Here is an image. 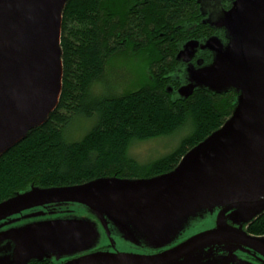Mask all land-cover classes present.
Masks as SVG:
<instances>
[{"label":"trees","instance_id":"trees-1","mask_svg":"<svg viewBox=\"0 0 264 264\" xmlns=\"http://www.w3.org/2000/svg\"><path fill=\"white\" fill-rule=\"evenodd\" d=\"M204 15L199 0H67L62 9L61 96L42 125L0 155V202L32 186L167 173L219 129L236 105L234 90L219 94L196 88L187 97H173L181 43L213 33ZM121 53L142 57L147 66V80L135 89L114 90L106 84L107 64ZM201 56L210 62L208 51ZM77 119L91 126L79 140L70 141L67 131ZM185 132L170 153L147 163L130 154L137 142L178 139ZM246 230L264 236V211Z\"/></svg>","mask_w":264,"mask_h":264},{"label":"rangeland","instance_id":"rangeland-1","mask_svg":"<svg viewBox=\"0 0 264 264\" xmlns=\"http://www.w3.org/2000/svg\"><path fill=\"white\" fill-rule=\"evenodd\" d=\"M45 1L49 2L50 15H53L61 0ZM199 2L207 21L222 33L195 40L196 53L212 49L210 62L205 63L204 58L199 56L195 60L194 57L180 60L179 67L173 74V78L179 83L173 93L174 98L184 96L189 88L225 89L235 83L245 86L255 80L251 74H242L248 70L252 60L242 54L238 38L251 31L253 24L260 22L256 19H261V0ZM2 9L3 6H0V11ZM233 57L235 61H232ZM147 71L142 57L121 53L107 64L106 84H110L114 90H132L147 80ZM57 73V65L52 56L40 67L36 76H32L27 67L20 96L11 102L14 108L11 112V130H19L27 121L35 101L37 103L38 100L43 106L52 100ZM1 84H5V81ZM39 84H42L40 90L35 87ZM169 89L172 92V88ZM260 115V125L264 126V113ZM88 122L77 119L69 127L67 139L79 140L89 130L91 125ZM8 128L0 131V140L8 137ZM262 132L264 129L258 133L260 139L256 141L240 139V142H223L216 150L195 158L180 180L139 197H109L102 202V206L77 202H59L54 205L64 206L65 211L79 207L80 211L72 213L62 211L53 215L49 211L43 213L39 212L43 210L35 209L29 214L27 212L33 210L27 208L9 215L0 221V264H30L32 260L46 257H73L102 242H109L114 251L120 243L125 244L124 255L152 260L157 256H153L151 252L157 248L169 247L170 250L196 235L215 229L217 216L225 206L231 203H252L264 198V187L254 186L253 182L244 178L235 181L232 188L226 186L237 174L235 172H242L243 176L250 177L264 172ZM186 133H181L178 139L174 136L137 142L132 145L130 154L139 162L147 163L170 153L189 132ZM207 143L206 140L202 144ZM233 146H237L236 150ZM235 154L243 158L244 164L236 167L230 165L229 161ZM170 172L151 178H160ZM151 178L115 179L125 184ZM34 207L40 209L45 206ZM81 207L85 214L77 216L76 214H82ZM252 213L237 211V220L232 223L237 229L245 230L246 219ZM229 215L230 213L227 216ZM19 238L28 240L27 247L20 251L17 250L16 242ZM82 247L88 249L84 251ZM237 250L244 252L242 249H234L232 243L224 240L206 241L160 264H255L247 261L242 254L238 255Z\"/></svg>","mask_w":264,"mask_h":264},{"label":"water","instance_id":"water-1","mask_svg":"<svg viewBox=\"0 0 264 264\" xmlns=\"http://www.w3.org/2000/svg\"><path fill=\"white\" fill-rule=\"evenodd\" d=\"M66 1L61 0L59 7L54 9L53 15H50L49 2L46 3L45 0H0V6H3L0 11V131L9 127L8 137L0 140V155L21 141L32 128L42 125L57 107L62 90L61 25L62 9ZM260 7L261 19H256L260 22L253 24L251 31L238 38L242 54L252 60L248 70L242 74H251L255 80L245 86L235 83L225 89L214 90L210 87H198L207 88L219 94L234 89L237 93V102L232 116L219 128L220 130L217 129L213 132L214 134L211 133L187 151L169 174L160 178L135 180V183L125 184L115 179L118 177L106 176L81 185L47 188L32 186L30 189L0 202V221L24 209L43 204L77 202L102 206L104 205L102 202L109 197H128L130 195L139 197L148 191L151 193L180 180L188 165L195 158L216 150L227 140L240 142V139L243 141L260 139L258 133L264 129V126L260 125L262 121L260 113H264V0H261ZM209 51L212 52V49L209 48ZM195 53L196 42L191 40L183 46V50L178 53L177 58L178 60L190 59ZM50 56L55 59L58 69L52 100L43 106L38 100L37 103L35 101L31 108V115L28 113L27 121L22 124L19 130H11L10 124H12L13 118L11 112L14 109L11 102L20 96L26 79L27 67L30 74L36 76L40 67L45 65ZM232 61H235V57ZM2 81H5V84H1ZM35 87L40 90L42 84ZM194 89L196 88H189L182 97H187ZM206 140L208 143L202 144ZM236 148L237 146H233L234 150ZM225 160L227 161L228 158ZM229 163L234 167L244 164L243 158L236 154ZM235 173L237 174L231 178L232 181L226 185L228 188H232L235 181L242 178L253 182L254 186L264 187V172L256 173L251 177L243 176L242 172ZM237 211L253 212L246 219V225L264 211V198L252 203H231L225 206L217 216L215 229L196 235L152 260L141 261L125 255L97 253L66 264H151L154 261L160 264L179 256L199 243L212 240H224L232 243L234 249L252 250L264 257V236L248 234L244 230H239L228 224L227 219L231 222L237 220L235 215ZM228 213H230L229 217ZM48 244L51 246L50 243Z\"/></svg>","mask_w":264,"mask_h":264},{"label":"flooded vegetation","instance_id":"flooded-vegetation-1","mask_svg":"<svg viewBox=\"0 0 264 264\" xmlns=\"http://www.w3.org/2000/svg\"><path fill=\"white\" fill-rule=\"evenodd\" d=\"M200 3V2H199ZM201 10V9H200ZM204 13V12H203ZM205 14V13H204ZM204 19H206L207 20V18H206V14L203 16V20ZM202 23V22H201ZM203 24V23H202ZM210 24V23H209ZM197 25V24H196ZM207 26L209 27L210 25H208L207 24ZM211 27V26H210ZM209 27V28H210ZM211 29V31H213V33L212 34H221L222 32L220 31V29H216V28H210ZM205 36H209V35H205ZM201 38V37H200ZM199 38V39H200ZM194 40H198V39H194ZM188 41V40H187ZM187 41H185V42H183V43H181L182 45H180V50L182 49V47H183V45L185 44V43H187ZM179 50V51H180ZM205 51H208V53L211 55V58H212V52L211 51H209V50H204L203 52H205ZM203 52H201V53H196L193 57V60H195L198 56L200 57V58H202V56H201V54H203ZM178 62H179V64H180V60H178ZM206 63V62H205ZM174 93V92H173ZM54 205H57L56 203H49V204H43V205H39V206H45V207H43V208H40V209H37V208H39V207H32V208H30V209H32L33 211H28L27 213H32V212H34V210L36 209V210H43V211H39V212H43V213H48V211L49 212H51L53 215H56V214H59L60 212H62V211H65V209H63V207H57V206H54ZM76 206H78V205H76ZM59 208V209H58ZM79 210V207H73L72 209H69V210H66L65 212H70V213H72V212H77ZM80 211V210H79ZM81 212H82V214H76L77 216H82V215H84L85 213H84V210H83V208L81 207ZM75 215V216H76ZM227 221H228V224H230V225H232V226H234L235 227V224H232V222L229 220V219H227ZM246 226H247V224L246 225H244V228H245V232H247V230H246ZM248 233V232H247ZM248 234H250V233H248ZM17 243H18V251H20V250H22V249H24V248H26L27 247V245H28V240H26V239H22V238H19V239H17V241H16ZM47 245L49 246V244L47 243ZM125 246H127V245H125V244H122V243H120V245H119V247H118V249L117 250H112L113 248H111L112 247V245L109 243V242H105V243H100L99 245L97 244L95 247H90L89 248V250L88 251H85V250H87L88 249V247H82L83 249H84V251L85 252H82V253H78V254H76L75 256H73V257H61V256H54L53 258H48V257H46V258H42V259H38V260H32L31 262H30V264H66V263H68V262H70V261H72V260H75V259H80V258H85V257H88V256H91V255H96L97 253H111V254H117V255H123L124 256V253L123 252H125L124 250L126 249L125 248ZM121 247V248H120ZM240 249V248H239ZM167 250H169V247H166V248H163V247H161V248H157L156 250H154V251H152L151 253L153 254V256L155 255V256H158V255H161V254H163V253H165ZM18 251H16V252H18ZM15 252V253H16ZM237 252V254L239 255V254H242L244 257H245V259L247 260V261H250V262H254L255 264H264V257L261 255V254H259V253H257V252H255V251H252V250H250V251H244L243 253H241V252H239L238 250L236 251ZM14 253V254H15ZM126 257L128 256V255H125ZM129 257H131V259H136L135 257H133V256H130L129 255ZM128 257V258H129ZM138 260H141V261H148L149 259H138ZM159 262H156V261H154V263H151V264H158Z\"/></svg>","mask_w":264,"mask_h":264}]
</instances>
